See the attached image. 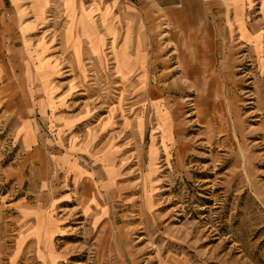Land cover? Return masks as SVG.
Returning <instances> with one entry per match:
<instances>
[{
    "label": "rangeland",
    "instance_id": "rangeland-1",
    "mask_svg": "<svg viewBox=\"0 0 264 264\" xmlns=\"http://www.w3.org/2000/svg\"><path fill=\"white\" fill-rule=\"evenodd\" d=\"M22 5L34 28L0 56V264H264V0L209 72L182 55L127 75L112 48L76 53L64 5Z\"/></svg>",
    "mask_w": 264,
    "mask_h": 264
},
{
    "label": "crops",
    "instance_id": "crops-1",
    "mask_svg": "<svg viewBox=\"0 0 264 264\" xmlns=\"http://www.w3.org/2000/svg\"><path fill=\"white\" fill-rule=\"evenodd\" d=\"M32 1L33 8L40 12L58 3L64 5L71 20L73 19L69 37L74 41L76 53L87 49L88 54L102 56L107 49L112 48L116 70L124 75L133 71H149V65H154L161 57L164 59L182 55L193 57V61L200 65L198 71L209 72L212 68L206 64H210L214 55L228 54L230 31L238 32L239 39L250 33L247 15L256 2L90 0L89 8L80 5L84 12L80 15L79 3L85 0ZM22 2L23 0H0V56L17 54L13 42L28 36L34 28L33 20L27 17L28 11L23 8ZM6 39L10 40V44L6 45ZM218 40H221L219 45ZM25 119L26 117L22 118ZM32 125L29 122L24 126L29 145L33 140L32 130L35 134V130L30 128ZM68 172L76 171L73 166H68ZM108 178L111 179V175ZM79 180V183L86 182L84 201L92 211L96 209L99 213L101 194L98 191L95 193V187L99 188L94 183L95 177L84 175L81 178L79 175Z\"/></svg>",
    "mask_w": 264,
    "mask_h": 264
},
{
    "label": "built area",
    "instance_id": "built-area-1",
    "mask_svg": "<svg viewBox=\"0 0 264 264\" xmlns=\"http://www.w3.org/2000/svg\"><path fill=\"white\" fill-rule=\"evenodd\" d=\"M126 2H133V1H135V0H125ZM181 5V4H180Z\"/></svg>",
    "mask_w": 264,
    "mask_h": 264
}]
</instances>
